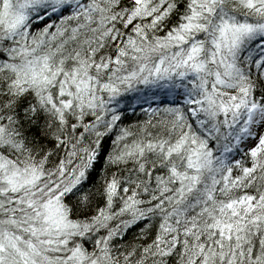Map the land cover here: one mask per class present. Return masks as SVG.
Listing matches in <instances>:
<instances>
[{
	"label": "snow or ice",
	"instance_id": "1",
	"mask_svg": "<svg viewBox=\"0 0 264 264\" xmlns=\"http://www.w3.org/2000/svg\"><path fill=\"white\" fill-rule=\"evenodd\" d=\"M0 264H264V0H0Z\"/></svg>",
	"mask_w": 264,
	"mask_h": 264
},
{
	"label": "trees",
	"instance_id": "2",
	"mask_svg": "<svg viewBox=\"0 0 264 264\" xmlns=\"http://www.w3.org/2000/svg\"><path fill=\"white\" fill-rule=\"evenodd\" d=\"M142 119L144 118V117H141Z\"/></svg>",
	"mask_w": 264,
	"mask_h": 264
}]
</instances>
